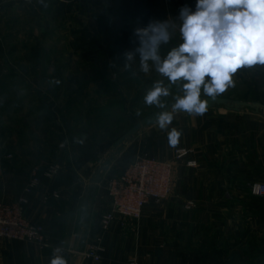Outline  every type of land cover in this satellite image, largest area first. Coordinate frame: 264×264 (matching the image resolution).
Instances as JSON below:
<instances>
[{
	"label": "crops",
	"instance_id": "0c3cea01",
	"mask_svg": "<svg viewBox=\"0 0 264 264\" xmlns=\"http://www.w3.org/2000/svg\"><path fill=\"white\" fill-rule=\"evenodd\" d=\"M161 1L167 20L178 17L183 5L193 9L196 4V0ZM152 4V15L157 19L154 0ZM140 15L137 20L152 17L150 13ZM85 64L81 75L72 72L67 76L75 93L81 90L82 96L86 95L98 84L97 90L103 91L108 101L121 96L127 100L124 87L134 80V69L123 70L124 65L118 61ZM59 95H54L48 107L40 105L29 115L60 117L67 125L72 120L70 107L60 103ZM117 108L118 104L112 103L102 111L113 109L117 113ZM91 117L96 118L94 115L88 120ZM38 128L21 127L17 133L20 141L0 144V199L6 204L23 196L34 170L42 171L52 159L41 156L42 146L26 143L25 138L36 132L39 139L47 133ZM171 128L181 132L175 146L169 143ZM150 129L144 138L152 144L148 155L174 161L173 192L168 200L150 202L140 220L118 218L103 236L101 260L84 258L81 253L101 235V219L111 208L104 189H94L88 225H82L87 180L106 158L108 147L72 138L70 151L61 159L62 172L54 180L43 179L29 195L26 215L41 226L48 246L0 239V264H51L57 254L66 264H264V198L253 196L251 191L255 182H264V112L212 109L203 116L175 113L161 137L159 128ZM86 131L84 128L83 133ZM51 143L58 147L56 141ZM132 144H127L124 152ZM181 150L191 152L178 160ZM117 159L110 170L119 167ZM191 162L196 165L189 166ZM53 192L60 197L54 198ZM45 196H49L47 203ZM190 203L193 206L188 208Z\"/></svg>",
	"mask_w": 264,
	"mask_h": 264
},
{
	"label": "rangeland",
	"instance_id": "374dc122",
	"mask_svg": "<svg viewBox=\"0 0 264 264\" xmlns=\"http://www.w3.org/2000/svg\"><path fill=\"white\" fill-rule=\"evenodd\" d=\"M153 8L152 0H0V144L20 141L17 133L21 127L36 131L41 127L43 131L47 130L41 139L36 132V137L33 135L25 140L34 147L42 146L41 156L52 158L49 161L62 162L66 152L70 151L72 138L104 143L108 147V157L127 131L161 109L144 102L146 93L157 80H163L170 87L171 94L161 98L164 107L173 103L174 97L182 96V82L169 85L167 78L154 67L148 73L143 72L139 56L132 61L124 57L126 51L137 46L133 30L150 21L137 20V17L150 13L151 20L156 19L155 14L152 15ZM175 39L181 40L176 30L172 37ZM169 46L170 43L161 46V57L166 56L171 49ZM118 48L119 51H115ZM115 61L124 65L123 70L132 68L136 73L134 80L124 87L127 100L121 96L108 101L105 93L97 90L98 84L82 96L81 90L75 93L67 80L72 72L81 75L85 63ZM233 79L235 86L220 96L264 104V65L243 67ZM62 93L69 95L65 97ZM55 94H60V103L70 107L68 114L72 120L67 125L60 117H45L42 116L44 113L38 117L29 115V111L40 105L48 107ZM201 97H206L203 92ZM135 98L139 100L135 101ZM112 103L118 104L120 115L113 109L109 113L102 111ZM215 109L225 110L222 107ZM94 115L95 119L88 120ZM153 126L159 128L157 123ZM153 126L140 130L127 143L133 142L128 151L115 156L114 160L121 155L117 159L119 167L109 169L95 190L104 189L106 197L107 178L123 171L137 157L149 154L152 144L144 138ZM84 128L86 133H83ZM56 131V134L52 133ZM158 132L161 137L162 130ZM51 141H56L58 147L55 148ZM89 180L85 194L94 190L89 187ZM102 204L105 205V201Z\"/></svg>",
	"mask_w": 264,
	"mask_h": 264
},
{
	"label": "clouds",
	"instance_id": "9594fccd",
	"mask_svg": "<svg viewBox=\"0 0 264 264\" xmlns=\"http://www.w3.org/2000/svg\"><path fill=\"white\" fill-rule=\"evenodd\" d=\"M176 19L179 24L153 19L135 28L137 46L124 53L127 61L139 56L143 72L154 67L169 85L182 82L183 95L174 97L172 112L158 116L161 130L168 129L177 110L203 116L208 108L202 92L214 99L235 86L233 76L239 69L264 65V0H196L195 11L185 4ZM177 27L183 42L161 57V46L170 43ZM170 94V87L157 80L144 102L163 108L161 98ZM180 135L176 128L168 131L171 146ZM51 264H66V260L57 254Z\"/></svg>",
	"mask_w": 264,
	"mask_h": 264
},
{
	"label": "built area",
	"instance_id": "2783aa9c",
	"mask_svg": "<svg viewBox=\"0 0 264 264\" xmlns=\"http://www.w3.org/2000/svg\"><path fill=\"white\" fill-rule=\"evenodd\" d=\"M192 10L195 11V8ZM176 18L174 16L172 20L179 24ZM176 31L179 33L178 27ZM190 152L181 150L176 159L180 160ZM188 165L195 166L196 163L191 162ZM174 166L173 160L144 155L137 157L123 172L109 176L106 180V191L111 208L101 219V235L81 255L86 259L101 260L99 252L103 236L111 230L118 218L140 220L150 202L159 204L168 200L173 192ZM62 170L60 161H49L42 171L34 170L24 195L15 203L6 204L0 199V239L29 242L41 248L48 246L43 229L27 217L26 211L30 203L29 195L42 184L43 179L54 180ZM251 191L253 196L264 198V182H255ZM52 196L60 197L58 192H53ZM48 201L49 196H45L44 202ZM191 207L192 203L188 205V208Z\"/></svg>",
	"mask_w": 264,
	"mask_h": 264
},
{
	"label": "water",
	"instance_id": "95a60500",
	"mask_svg": "<svg viewBox=\"0 0 264 264\" xmlns=\"http://www.w3.org/2000/svg\"><path fill=\"white\" fill-rule=\"evenodd\" d=\"M156 6V16L158 20H166V16L164 14L163 9L161 8L162 1L161 0H154ZM183 41L179 39L171 40L170 41V48L177 47ZM202 100L207 101V108L208 110L215 109V108H224L226 111L229 112H241L245 109H251L252 111L259 113L264 112V104L259 101L249 102L243 100H234L227 97L217 96L216 98L210 97H201ZM175 101L153 113L144 117L140 122L136 123L126 134L119 139L116 143L114 152L112 151L108 157H106L96 168L90 183L89 187L95 189L98 184H100L102 175L104 172L108 171L112 163L114 161L115 156L119 155L121 152L124 151L127 143L142 130L143 128L151 127L156 124L158 116L162 112H172L173 105ZM175 113H186L183 110H177ZM91 193L87 192L84 198L82 213H81V223L84 227L88 225V212L90 207V199Z\"/></svg>",
	"mask_w": 264,
	"mask_h": 264
},
{
	"label": "trees",
	"instance_id": "16d2710c",
	"mask_svg": "<svg viewBox=\"0 0 264 264\" xmlns=\"http://www.w3.org/2000/svg\"><path fill=\"white\" fill-rule=\"evenodd\" d=\"M130 164H131V163H130ZM130 164H129V165H130ZM129 165H128V166H129ZM128 166H127V167H128ZM127 167H126V168H127ZM126 168H125V169H126ZM125 169H124V170H125ZM124 170H123V171H124ZM123 171H121V172H123ZM118 173H120V172H118ZM115 174H117V172L114 173V174H112V175H115ZM110 176H111V175H110Z\"/></svg>",
	"mask_w": 264,
	"mask_h": 264
}]
</instances>
